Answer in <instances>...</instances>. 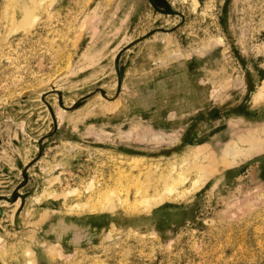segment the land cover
<instances>
[{"label":"rangeland","instance_id":"374dc122","mask_svg":"<svg viewBox=\"0 0 264 264\" xmlns=\"http://www.w3.org/2000/svg\"><path fill=\"white\" fill-rule=\"evenodd\" d=\"M0 264H264V0H0Z\"/></svg>","mask_w":264,"mask_h":264},{"label":"bare ground","instance_id":"6f19581e","mask_svg":"<svg viewBox=\"0 0 264 264\" xmlns=\"http://www.w3.org/2000/svg\"><path fill=\"white\" fill-rule=\"evenodd\" d=\"M33 4H36L35 2L33 3ZM38 5V4H37ZM35 6V5H34ZM31 7H32V4H31ZM30 6H29V8L28 9H26V11H24L23 13L24 14H26L25 16L22 14V17L23 18H21V20L23 19V21L22 22H24V25H25V22L26 23H31V22H34V18H35V15H34V11L36 12L37 10H34V7L32 8V9H30L31 8ZM35 7H37V6H35ZM30 9V10H29ZM25 10V9H24ZM6 14V13H5ZM4 15V14H3ZM12 16H13V14H12ZM21 20H19L18 21V23L21 21ZM17 22H16V24H18ZM21 23V22H20ZM22 24V23H21ZM15 25V24H14ZM16 26V25H15ZM18 26V25H17ZM19 26H20V24H19ZM27 26H28V24H27ZM21 27V29H22V26H20ZM26 27V26H25ZM24 27V28H25ZM16 28H19V27H16ZM23 28V29H24ZM22 29V30H23ZM249 148V147H248ZM247 148V149H248ZM243 152V151H242ZM239 155V154H238ZM192 163V162H191ZM185 164V163H184ZM193 166V165H192ZM198 167V166H197ZM180 168V167H179ZM197 169H203V168H201V167H198ZM179 174H181V173H178V175ZM183 174V173H182ZM187 174V173H186ZM185 174V175H186ZM175 176L174 175V177L173 178H170V184H167V186H166V189L169 191H171L175 186H177L178 184H181L182 183V179H184V178H182V177H180L181 175H179V176ZM150 179V178H149ZM168 183H169V181H168ZM179 187V186H178ZM196 188V187H195ZM169 191V192H170ZM111 193V192H110ZM164 194V193H163ZM167 194V193H166ZM44 195V194H43ZM113 198H114V196H113ZM154 198V197H153ZM108 199V198H107ZM144 199V198H143ZM152 200V199H151ZM150 200V201H151ZM148 201V200H147ZM106 202V200L103 202V203H105ZM110 202H112V201H109V200H107V203H110ZM135 202V201H134ZM153 203H154V201H152ZM113 203V202H112ZM143 203H145V202H143ZM148 204H150V203H148L147 202V205ZM155 204H158V202H155ZM106 205V204H105ZM110 205H111V203H110ZM144 205V204H143ZM152 205V204H151ZM150 205V206H151ZM103 206V205H102ZM87 207V206H86ZM147 207V206H146ZM102 210V209H101Z\"/></svg>","mask_w":264,"mask_h":264}]
</instances>
